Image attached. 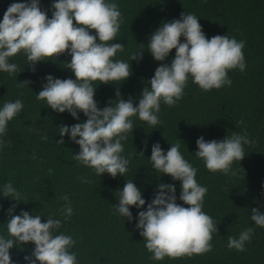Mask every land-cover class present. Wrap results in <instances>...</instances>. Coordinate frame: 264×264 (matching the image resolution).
Returning a JSON list of instances; mask_svg holds the SVG:
<instances>
[{"label": "trees", "instance_id": "obj_1", "mask_svg": "<svg viewBox=\"0 0 264 264\" xmlns=\"http://www.w3.org/2000/svg\"><path fill=\"white\" fill-rule=\"evenodd\" d=\"M12 2L18 0H0V18ZM115 2L121 12V23L116 37L109 43L117 40L124 44L114 59L129 60L131 74L122 82H93L97 84L94 99L100 108L110 100L115 103L117 89L122 99L131 96L133 103H138L136 97L142 87L147 86L156 66L169 62L175 53L172 49L165 61L154 60L145 47L148 38L163 21L179 18L184 11L198 16L206 37L226 34L244 40L242 51L246 67L244 71L235 68L228 71L229 86L208 91L189 79L178 102L171 106L161 103L158 113L161 123L156 126L132 117L133 130L122 141V155L129 160L128 171L125 177L117 174L113 178L108 173L98 176L75 161L73 153L79 146L70 141L67 134L63 137L64 144L56 142L61 138L58 125L77 121L67 111L58 113L43 100L35 99L46 74L61 79L74 78L65 66L70 59L67 51L58 54L56 59L53 57L55 61H38L34 71L26 64L22 53L10 57L17 69L12 75L0 72V103L20 99L23 107L0 136V184L11 181L25 202L0 198V234L7 236L9 217L5 210L11 204H16L13 214L24 209L30 214L42 215L44 222L45 216L58 215L57 210L65 203L63 197L67 195L73 212L66 221L61 217L62 224L57 231L73 237L75 243L69 251L76 253L77 264H264V227L254 225L249 219L251 208L264 211L261 187L264 181V0ZM50 3L51 0H40L45 10ZM141 47L145 48L139 49ZM137 49L142 52V58L131 59ZM79 117L86 119L83 113H79ZM237 121L242 123L237 125ZM242 130L251 142L244 145L245 154L240 162H233L230 174L210 172L203 161L194 156L198 136L220 140L233 131ZM42 135L47 139H41ZM157 141L165 150L169 144L179 143L184 158L197 168V182L207 187L202 210L217 223V232L212 233L210 241L212 247L207 252L152 260L143 237L134 228L135 220L128 222L113 214L116 190L123 187L125 179H132L146 203L158 183L175 184L177 203H182L178 199L180 182L173 181L168 174L159 176L149 165L151 145ZM141 150L143 155L139 154ZM130 210L135 217L138 209L130 206ZM246 227H252L253 231L244 250L228 248V236L236 237ZM33 246L32 242L14 243L9 249L11 260L26 264L24 256L31 253Z\"/></svg>", "mask_w": 264, "mask_h": 264}, {"label": "clouds", "instance_id": "obj_2", "mask_svg": "<svg viewBox=\"0 0 264 264\" xmlns=\"http://www.w3.org/2000/svg\"><path fill=\"white\" fill-rule=\"evenodd\" d=\"M120 23L121 12L115 0H51L47 10L40 6V0H18L10 3L0 18V72L9 75L16 72L17 64L9 58L18 52L24 55L33 71L38 61H55L65 51L70 55L65 66L74 78L46 74L35 99L43 100L58 113L67 111L77 121L58 125L61 138L56 142L64 144L63 137L67 134L79 146L73 153L75 161L98 176L108 173L113 178L117 174L125 177L128 171L129 160L122 155V141L133 130L132 117L156 126L161 123L158 116L161 103L171 106L178 102L189 79L208 91L229 86L228 71L234 68L244 71L246 67L244 40L226 34L206 37L198 16L184 11L179 18L163 21L150 34L145 47L154 60L165 61L172 49L175 53L169 62L156 66L147 86L136 97L138 103L134 104L131 96L122 99L117 89L115 103L110 100L100 108L94 99L97 84L93 82H122L131 74L129 60L114 59L124 44L117 40L109 43L116 37ZM140 58L142 52L137 49L131 59ZM22 107L20 99L0 103V136ZM79 113L86 119L80 120ZM41 139L46 140L47 136L42 135ZM250 142L244 130L233 131L220 140H205L201 135L195 140L194 156L210 172L230 174L233 162H240L245 154L244 145ZM169 145L165 150L158 141L152 143L149 165L159 176L168 174L173 181L180 182L178 199L182 203H177L175 184L158 183L146 203L132 179H125L123 187L116 190L117 202L112 204L114 215L128 222L135 220L134 228L143 237L152 260L207 252L212 247V233L217 232V223L202 210L207 187L197 182V168L184 158L179 143ZM139 154L143 155V150ZM261 187L264 189V181ZM5 197L25 202L11 181L0 184V198ZM63 199L65 203L57 210L58 215H47L44 222L42 215L30 214L24 209L13 214L15 203L5 210L9 218L7 236L0 234V264H16L10 258L9 249L21 242L34 245L31 253L24 256L26 264H77L76 253L69 251L75 243L73 237L57 231L62 224L61 217L66 221L73 212L69 197L65 195ZM130 206L138 209L135 217ZM250 211V221L264 227V211L256 207ZM252 231V227H246L236 237L229 235L227 247L243 251Z\"/></svg>", "mask_w": 264, "mask_h": 264}]
</instances>
